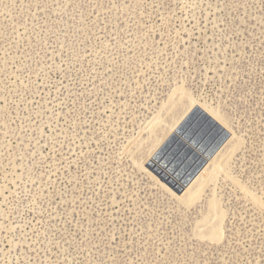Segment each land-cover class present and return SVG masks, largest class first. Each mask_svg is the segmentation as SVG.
<instances>
[{
  "label": "rangeland",
  "instance_id": "1",
  "mask_svg": "<svg viewBox=\"0 0 264 264\" xmlns=\"http://www.w3.org/2000/svg\"><path fill=\"white\" fill-rule=\"evenodd\" d=\"M218 3L0 0V264H264V7L230 48ZM197 105L230 135L185 185L155 157Z\"/></svg>",
  "mask_w": 264,
  "mask_h": 264
},
{
  "label": "water",
  "instance_id": "2",
  "mask_svg": "<svg viewBox=\"0 0 264 264\" xmlns=\"http://www.w3.org/2000/svg\"><path fill=\"white\" fill-rule=\"evenodd\" d=\"M178 131L183 134L187 142L175 134L172 135L155 159L159 166L174 174L186 185L207 162L206 158L201 157V153L206 151L208 157L211 156L230 132L200 105L192 109ZM188 142L198 147L200 153L187 144ZM159 166L155 168V172L162 173L160 178L166 179L169 185L178 188L177 183L170 180V176L166 175L164 169ZM182 189L183 186L179 190Z\"/></svg>",
  "mask_w": 264,
  "mask_h": 264
},
{
  "label": "snow or ice",
  "instance_id": "3",
  "mask_svg": "<svg viewBox=\"0 0 264 264\" xmlns=\"http://www.w3.org/2000/svg\"><path fill=\"white\" fill-rule=\"evenodd\" d=\"M98 2H102V0H98ZM140 3H143L144 0H139ZM220 3L224 5L225 8L231 10L232 8L237 9V14L234 15H223L218 19V25H214V27H219L220 31L214 33V36L221 47L224 46L227 41L228 46L230 48L234 46H239L240 43L244 42L247 39L248 30L244 27V25L240 22L241 18H238V10L241 6L248 4V6H253L248 3V0H220ZM220 3L217 4V7L220 6ZM261 5L264 7V0H261ZM81 7H83V3H81ZM199 47L193 48L189 45V51L187 53V57L189 59V63L195 67L201 63L203 60L205 63H208V58L213 55L212 49L216 48L215 41L212 44V48H206L201 40L196 41ZM144 210L143 208L141 209ZM161 226H164V222L161 221Z\"/></svg>",
  "mask_w": 264,
  "mask_h": 264
},
{
  "label": "bare ground",
  "instance_id": "4",
  "mask_svg": "<svg viewBox=\"0 0 264 264\" xmlns=\"http://www.w3.org/2000/svg\"><path fill=\"white\" fill-rule=\"evenodd\" d=\"M182 123H183V122H182ZM227 131H228V130H227ZM229 135H230V134H229ZM228 137H229V136H228ZM228 137H227V138H228ZM227 138H226V139H227ZM223 143H224V142H223ZM223 143H222V144H223ZM203 158H205V157H203ZM206 160H207V159H206ZM204 167H205V166H203V167L200 169V171H204ZM200 171H199V172H200Z\"/></svg>",
  "mask_w": 264,
  "mask_h": 264
}]
</instances>
